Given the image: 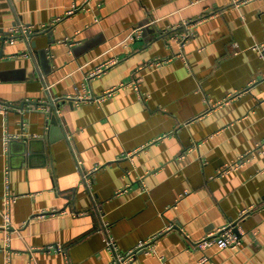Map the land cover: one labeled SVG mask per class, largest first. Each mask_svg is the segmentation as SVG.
<instances>
[{"label": "crops", "instance_id": "crops-1", "mask_svg": "<svg viewBox=\"0 0 264 264\" xmlns=\"http://www.w3.org/2000/svg\"><path fill=\"white\" fill-rule=\"evenodd\" d=\"M262 42L264 0H0V264H111L106 227L118 255L165 230L128 264H264Z\"/></svg>", "mask_w": 264, "mask_h": 264}, {"label": "built area", "instance_id": "built-area-1", "mask_svg": "<svg viewBox=\"0 0 264 264\" xmlns=\"http://www.w3.org/2000/svg\"><path fill=\"white\" fill-rule=\"evenodd\" d=\"M78 8L79 7L76 5L73 6L71 9L68 10V14L73 13ZM188 23L189 22H184V25H185L187 31H186V33L182 34L179 37L182 41V45L185 44V42L187 41V39L189 37L194 35V32L188 28V25H187ZM139 28L140 27L135 28L134 31H138ZM34 30H35V28L32 25L28 26V25H25L24 23H22L21 21H18L16 23H14V25L12 27H10V29L8 30V32H7L8 36H7L6 41L14 43L17 35H19L20 33L28 35V34L32 33V31H34ZM133 34H134V32H133ZM258 47H259L261 55L264 59V42H262L261 45H259ZM164 61L165 60H163V59H155L149 65H151V66H153L155 64L156 65H162L164 63ZM103 69H104V67L101 66L95 72H93V74L100 73V72H102ZM115 90L116 89H111L110 91H107L106 95H110ZM0 107H4L5 110L10 108L9 105L0 106ZM249 211H250V209L244 210L243 213L241 214V216L248 214ZM42 214L44 215V213H42ZM5 217L7 219V223L5 224V227L9 228L11 226L9 213H6ZM171 227L172 226H170L169 228H171ZM164 231L165 230L158 232V234L154 235L153 239H151V240L141 241V243L138 246H136L133 250H130L129 252L125 253L124 255H118L116 253L115 241L110 236V234L108 232V227H106L105 228V238H106L105 240H106L107 247L112 249L116 255V259L111 264H128V262L133 258V256H134L133 254H135L137 252H141V251H149L150 249H152V243H153L154 239L158 238V235L163 233ZM188 238H189V236H188ZM242 238H243V231H242V228H241L239 222L233 221V222H230L223 227H220V228L215 229L213 231H209V233L206 234L203 238H201L199 240H195L193 242L194 243L193 246L196 248H199L201 250L210 248L212 246H215L219 249H227V248L237 249V248L241 247L243 244ZM9 239H10V236L6 238L8 243H6L4 246L5 255L8 258L10 257V254H11Z\"/></svg>", "mask_w": 264, "mask_h": 264}, {"label": "water", "instance_id": "water-1", "mask_svg": "<svg viewBox=\"0 0 264 264\" xmlns=\"http://www.w3.org/2000/svg\"><path fill=\"white\" fill-rule=\"evenodd\" d=\"M45 34H47L49 36L52 33H50V31H48V30H45V31L34 30V31H32V33H30L28 35L27 34L20 33L19 35H17L16 39L19 38V37L20 38H23L27 42L30 51H32V48L33 47H36V40H35L34 37L37 36V35H45ZM7 36L6 37H2L1 40L2 41H6ZM47 104L50 105V106H52V111L50 112V114L47 115L48 123H50V128L51 127H53L54 129L60 128L61 129V132L63 133V130H62L61 124H60L61 122H60V119H59V115L57 113V105H56V103L53 102V100L51 98L50 99V103H47Z\"/></svg>", "mask_w": 264, "mask_h": 264}]
</instances>
